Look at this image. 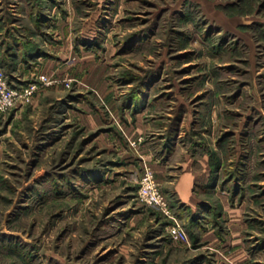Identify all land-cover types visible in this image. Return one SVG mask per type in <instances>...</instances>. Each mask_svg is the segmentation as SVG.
Listing matches in <instances>:
<instances>
[{"label":"rangeland","instance_id":"374dc122","mask_svg":"<svg viewBox=\"0 0 264 264\" xmlns=\"http://www.w3.org/2000/svg\"><path fill=\"white\" fill-rule=\"evenodd\" d=\"M0 66L38 84L0 113V264H264V0H0Z\"/></svg>","mask_w":264,"mask_h":264},{"label":"built area","instance_id":"2783aa9c","mask_svg":"<svg viewBox=\"0 0 264 264\" xmlns=\"http://www.w3.org/2000/svg\"><path fill=\"white\" fill-rule=\"evenodd\" d=\"M39 81L42 84L49 82L45 76H41ZM37 85V82L11 85L0 66V113L9 111L17 104L29 101L35 93ZM137 194L142 203L155 207L167 216H173L172 207L149 167H145L140 175ZM168 232L174 240L186 239L185 231L177 222L169 225Z\"/></svg>","mask_w":264,"mask_h":264},{"label":"crops","instance_id":"0c3cea01","mask_svg":"<svg viewBox=\"0 0 264 264\" xmlns=\"http://www.w3.org/2000/svg\"><path fill=\"white\" fill-rule=\"evenodd\" d=\"M25 75V74H24ZM7 76V75H6ZM163 145V143H162ZM176 146H174L172 152L169 156L166 157L161 163H158L159 157H150L151 164L153 165L154 171H156L157 176L165 177L167 171H169V167L171 166V161L174 157V153L177 152ZM180 162H175L174 166L179 165ZM195 175L193 171L185 170L182 172L175 182L174 191L178 194L179 198H181L185 202L193 201V185H194Z\"/></svg>","mask_w":264,"mask_h":264},{"label":"trees","instance_id":"16d2710c","mask_svg":"<svg viewBox=\"0 0 264 264\" xmlns=\"http://www.w3.org/2000/svg\"><path fill=\"white\" fill-rule=\"evenodd\" d=\"M20 45L23 46V47H22V48H23L22 50H23L24 52H26V53H28L29 51L31 52V50L29 49V45H26V44L23 43V42H22Z\"/></svg>","mask_w":264,"mask_h":264}]
</instances>
